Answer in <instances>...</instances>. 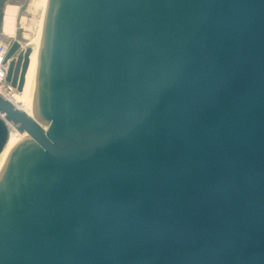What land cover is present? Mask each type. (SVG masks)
<instances>
[{
	"label": "water",
	"instance_id": "1",
	"mask_svg": "<svg viewBox=\"0 0 264 264\" xmlns=\"http://www.w3.org/2000/svg\"><path fill=\"white\" fill-rule=\"evenodd\" d=\"M28 104L0 264H264V0H46Z\"/></svg>",
	"mask_w": 264,
	"mask_h": 264
},
{
	"label": "rangeland",
	"instance_id": "2",
	"mask_svg": "<svg viewBox=\"0 0 264 264\" xmlns=\"http://www.w3.org/2000/svg\"><path fill=\"white\" fill-rule=\"evenodd\" d=\"M38 1L39 0H0V41L9 43L10 46L16 42L21 46V49L30 47L27 44L37 34L38 22L41 15V8L37 7ZM9 9L14 11L12 35L3 33L4 18ZM10 94H16V91H12Z\"/></svg>",
	"mask_w": 264,
	"mask_h": 264
},
{
	"label": "bare ground",
	"instance_id": "3",
	"mask_svg": "<svg viewBox=\"0 0 264 264\" xmlns=\"http://www.w3.org/2000/svg\"><path fill=\"white\" fill-rule=\"evenodd\" d=\"M46 0H39L37 3V7L41 8V15L38 22V30L36 36L27 44L31 48V54L29 57V66L25 75L24 86L21 93L16 94H9L5 95V98L9 100L14 106L21 109L22 111L26 112L28 116H31L29 104H28V93L30 89L31 79H32V70L34 66V60L37 51V44L39 39L40 27L42 22V17L45 9ZM36 8V7H35ZM29 9V8H28ZM13 27H14V11L9 9L6 12V16L4 18V26H3V33L12 35L13 34ZM24 135H19L14 129L10 130L8 140L4 149L0 154V170L15 143Z\"/></svg>",
	"mask_w": 264,
	"mask_h": 264
},
{
	"label": "built area",
	"instance_id": "4",
	"mask_svg": "<svg viewBox=\"0 0 264 264\" xmlns=\"http://www.w3.org/2000/svg\"><path fill=\"white\" fill-rule=\"evenodd\" d=\"M9 48V43L0 41V95L4 98L5 95H9L12 91H14L5 81L9 63V61H6V56Z\"/></svg>",
	"mask_w": 264,
	"mask_h": 264
}]
</instances>
